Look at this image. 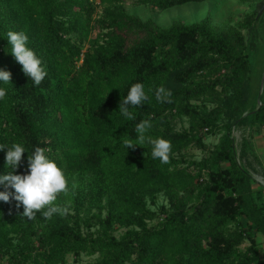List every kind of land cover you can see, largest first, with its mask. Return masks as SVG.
Returning <instances> with one entry per match:
<instances>
[{
	"label": "trees",
	"instance_id": "1",
	"mask_svg": "<svg viewBox=\"0 0 264 264\" xmlns=\"http://www.w3.org/2000/svg\"><path fill=\"white\" fill-rule=\"evenodd\" d=\"M98 1L100 14L97 0H0V67L12 73L0 100V145L44 147L70 178L68 194L57 200L70 214L51 220L39 212L27 220L14 189L0 185L13 193L0 201V264H68L69 256L83 255H98L91 264H264L256 237L264 235V187L256 189L238 163L232 134L235 124H249L253 138L264 130V92L258 109L248 102L254 35L245 42L220 33L209 18L160 27L128 13L126 0ZM135 1L166 9L202 0ZM258 23L264 26V12ZM9 30L25 31L41 57L47 76L39 86L9 52ZM137 82L149 99L132 109L135 120H123L119 105ZM161 86L172 91V103L156 100ZM174 111L189 118L191 131L164 127ZM143 119L153 124L149 136L171 141L168 164L152 158L147 142L120 148V138L134 137ZM204 129L223 132L211 154L179 156L203 142ZM6 151L0 174L10 171ZM250 152L244 139L242 162ZM28 155L16 174L28 171ZM161 191L170 206L158 213L148 197ZM121 227L130 229L117 237Z\"/></svg>",
	"mask_w": 264,
	"mask_h": 264
},
{
	"label": "rangeland",
	"instance_id": "2",
	"mask_svg": "<svg viewBox=\"0 0 264 264\" xmlns=\"http://www.w3.org/2000/svg\"><path fill=\"white\" fill-rule=\"evenodd\" d=\"M97 5V10L100 14L104 9V5L100 4L98 0ZM122 5L128 13L137 15L145 21H153L160 27L166 28L178 21L192 24L209 18L212 26L220 33L231 34L236 36L235 38L242 37L245 42L253 34L255 37V47L253 53H251L252 73L249 81L250 93L248 102L249 106L258 104L264 71V26L258 23V21L264 12V0H202L166 9H161L152 3L138 4L135 0H126ZM95 34L96 31L90 37L94 38ZM74 39L76 40V37ZM83 45L84 51L88 50L91 45L90 39L84 41ZM191 102L199 106L202 104L201 101L196 100H192ZM208 106L212 108L214 104H208ZM164 127L179 131H191L192 125L188 117L181 116L174 111L168 112L164 120ZM232 131L238 155L244 139H248L251 143V152L248 154L246 160L242 162L240 157L239 160L242 164L244 163L246 165L247 169L255 178L256 183L254 186L257 189L258 185L263 186L264 182V130L254 138L249 124L244 126L235 124ZM198 135L202 137L203 142L190 145L183 151L182 155H179L186 161L201 160L208 157L220 142L223 132L213 134L209 133L207 129H204ZM204 177L207 176L205 175ZM148 203L158 213L162 212L163 207L168 208L170 206L169 197L164 191L155 194L153 197H148ZM71 211L75 212L74 210ZM91 222L93 223L92 230H94L96 220L93 219ZM232 227L235 228L236 225ZM129 229L127 227H121L115 230L114 234L117 237H121ZM256 237L259 246L264 250V235L261 232H257ZM247 245L248 243H245L242 247ZM97 256L83 255L79 261H76L73 256H69L68 264H91L96 260ZM8 261L9 255L7 254L4 262L7 263Z\"/></svg>",
	"mask_w": 264,
	"mask_h": 264
},
{
	"label": "clouds",
	"instance_id": "3",
	"mask_svg": "<svg viewBox=\"0 0 264 264\" xmlns=\"http://www.w3.org/2000/svg\"><path fill=\"white\" fill-rule=\"evenodd\" d=\"M10 53L15 60L22 65L23 72L30 78L35 86H39L47 76L46 68L41 57L29 44V35L25 31L9 30L6 33ZM12 83V73L0 67V100L8 95L7 85ZM172 91L161 86L156 89L155 97L160 103H172ZM149 99L144 84L137 82L132 84L127 94L123 96L119 105V116L123 120H135L132 111L145 104ZM153 124L150 119H143L136 123L133 129L134 137L120 138V148L126 151L135 145H142L147 142L152 146L151 156L158 159L161 164H168L172 153L171 141L165 137H151L148 135ZM6 151V165L10 170L0 174V185H7L14 189V198L22 204L24 211L22 216L33 221L40 213L45 220H51L54 215L65 216L70 214V209L57 203L58 197L69 192V176L65 166L49 154L44 147L36 146L29 151L25 144L13 142L10 145H0V150ZM28 152V171L16 174L23 163L24 153ZM13 193L0 190V201L8 202Z\"/></svg>",
	"mask_w": 264,
	"mask_h": 264
},
{
	"label": "water",
	"instance_id": "4",
	"mask_svg": "<svg viewBox=\"0 0 264 264\" xmlns=\"http://www.w3.org/2000/svg\"><path fill=\"white\" fill-rule=\"evenodd\" d=\"M263 9H264V6H263ZM263 92H264V71H263V75H262L261 89H260V94H259V98H258V104L256 105V109H258L262 105V95H263ZM248 113L249 112H245L243 116L247 115ZM234 145L236 147L235 138H234ZM236 151H237V147H236ZM237 160H238V163L241 165V161L239 160V155L238 154H237ZM263 186H264V182H263Z\"/></svg>",
	"mask_w": 264,
	"mask_h": 264
}]
</instances>
